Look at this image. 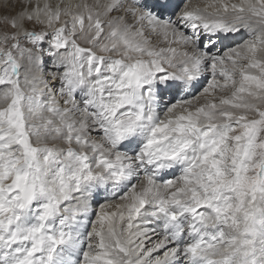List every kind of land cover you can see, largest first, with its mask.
I'll use <instances>...</instances> for the list:
<instances>
[{
    "label": "snow or ice",
    "instance_id": "1",
    "mask_svg": "<svg viewBox=\"0 0 264 264\" xmlns=\"http://www.w3.org/2000/svg\"><path fill=\"white\" fill-rule=\"evenodd\" d=\"M0 264H264V0H0Z\"/></svg>",
    "mask_w": 264,
    "mask_h": 264
}]
</instances>
